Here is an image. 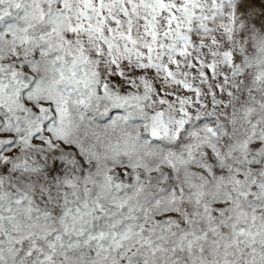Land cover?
<instances>
[{"label": "snow or ice", "instance_id": "obj_1", "mask_svg": "<svg viewBox=\"0 0 264 264\" xmlns=\"http://www.w3.org/2000/svg\"><path fill=\"white\" fill-rule=\"evenodd\" d=\"M0 264H264V0H0Z\"/></svg>", "mask_w": 264, "mask_h": 264}]
</instances>
